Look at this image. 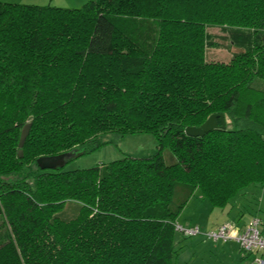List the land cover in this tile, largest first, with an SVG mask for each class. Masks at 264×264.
<instances>
[{
  "label": "trees",
  "instance_id": "16d2710c",
  "mask_svg": "<svg viewBox=\"0 0 264 264\" xmlns=\"http://www.w3.org/2000/svg\"><path fill=\"white\" fill-rule=\"evenodd\" d=\"M219 48L228 61L205 60ZM256 79L264 0L0 1V264H175V227L197 190L224 210L264 188ZM211 115L224 130L184 134ZM136 134L155 138L154 154L74 172L36 164L73 153L66 165ZM67 204L74 216L62 219Z\"/></svg>",
  "mask_w": 264,
  "mask_h": 264
},
{
  "label": "rangeland",
  "instance_id": "374dc122",
  "mask_svg": "<svg viewBox=\"0 0 264 264\" xmlns=\"http://www.w3.org/2000/svg\"><path fill=\"white\" fill-rule=\"evenodd\" d=\"M23 2L38 1L41 5H47L53 8L62 9H77L86 4L89 0H22ZM2 2V1H1ZM49 3V5H48ZM210 35L220 40L223 33L219 30H208ZM230 58L229 51L223 48L208 49L206 61H222L226 62ZM253 87L256 89H264V81L256 79L253 82ZM157 143L155 138L150 134H136L124 137L116 144L105 145L93 152L80 156L69 161L64 167V172H74L79 170L89 169L101 164H108L112 161L121 159L124 155H131L136 158L148 157L156 151ZM163 161L166 165H171L175 162L174 157L169 150H164L162 153ZM246 195L235 197L231 205H241V210L245 215L253 214L264 221V188L249 187L245 190ZM248 193V194H247ZM188 207L181 212L178 221L185 227L199 228L200 235L205 234L214 225L219 223L218 216L220 210H211L209 203L202 197V194L197 190L194 196L190 199ZM243 206V207H242ZM244 208V209H243ZM74 204H67L66 209L60 217L62 219H70L74 216ZM250 215V216H253ZM247 219V217H246ZM263 223L260 227L263 232ZM5 229L0 227V242H3ZM194 238H182L179 233L176 234V239L181 240L183 246L179 253L175 264H255L253 257L248 256L247 260L241 258V253L238 245L234 242L226 244L222 242H213L205 239L202 235Z\"/></svg>",
  "mask_w": 264,
  "mask_h": 264
},
{
  "label": "built area",
  "instance_id": "2783aa9c",
  "mask_svg": "<svg viewBox=\"0 0 264 264\" xmlns=\"http://www.w3.org/2000/svg\"><path fill=\"white\" fill-rule=\"evenodd\" d=\"M261 225L262 221L258 217H251L241 228L229 222L201 235L213 242L224 244L234 242L242 253L254 255L253 263L264 264V238L261 236ZM175 229L185 237L194 238L200 235L198 227L176 225Z\"/></svg>",
  "mask_w": 264,
  "mask_h": 264
},
{
  "label": "water",
  "instance_id": "95a60500",
  "mask_svg": "<svg viewBox=\"0 0 264 264\" xmlns=\"http://www.w3.org/2000/svg\"><path fill=\"white\" fill-rule=\"evenodd\" d=\"M30 124H26L21 130L19 142H18V157L23 156L22 147L29 134ZM224 130L225 121L222 115H211L207 120L199 127H187L184 130V134L187 137L202 138L204 135L210 133L213 130ZM264 140V138H263ZM73 156V153H66L54 157H41L37 159L36 164L41 170H56L65 166L66 160Z\"/></svg>",
  "mask_w": 264,
  "mask_h": 264
},
{
  "label": "crops",
  "instance_id": "0c3cea01",
  "mask_svg": "<svg viewBox=\"0 0 264 264\" xmlns=\"http://www.w3.org/2000/svg\"><path fill=\"white\" fill-rule=\"evenodd\" d=\"M4 3H17V4H26V5H36V6H44V5H41L39 4L38 1H35V2H23L22 0H0ZM49 5V3H48ZM47 6V5H45ZM191 201V200H189ZM189 201L187 203V205L185 206V208L183 209V211L188 207L189 205ZM244 209V208H243ZM211 210H216V209H211ZM243 210H241V205H238V204H235L233 205L232 207H227L225 208L224 210H220L219 212V223H217L216 225L213 226V228H211L210 230H214L216 229L217 227H219L220 225L222 224H225V223H233L235 224V226L237 228H241L247 221H249V219L253 216H250V215H245L244 213L243 214H240ZM254 216H257L256 214ZM247 217V219H246ZM179 222V221H178ZM263 223V226H264V221H262ZM182 225V224H180ZM192 227V226H190ZM197 227V226H195ZM261 236L262 238H264V229H263V232L261 233ZM240 253L242 254L241 255V258L244 260L246 259L247 260V257L250 255V254H244L240 251ZM254 258V255H250Z\"/></svg>",
  "mask_w": 264,
  "mask_h": 264
}]
</instances>
